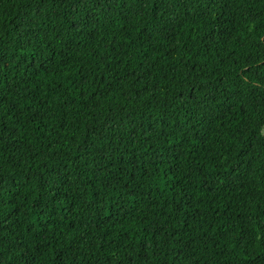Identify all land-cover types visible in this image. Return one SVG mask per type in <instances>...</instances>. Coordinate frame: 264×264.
I'll return each instance as SVG.
<instances>
[{
	"label": "trees",
	"instance_id": "trees-1",
	"mask_svg": "<svg viewBox=\"0 0 264 264\" xmlns=\"http://www.w3.org/2000/svg\"><path fill=\"white\" fill-rule=\"evenodd\" d=\"M0 264H264V0H0Z\"/></svg>",
	"mask_w": 264,
	"mask_h": 264
}]
</instances>
